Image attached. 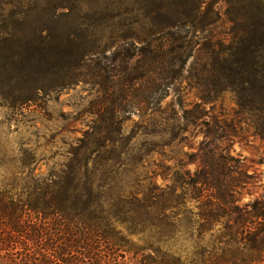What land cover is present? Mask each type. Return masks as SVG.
I'll list each match as a JSON object with an SVG mask.
<instances>
[{"label": "rangeland", "instance_id": "rangeland-1", "mask_svg": "<svg viewBox=\"0 0 264 264\" xmlns=\"http://www.w3.org/2000/svg\"><path fill=\"white\" fill-rule=\"evenodd\" d=\"M203 2L200 17L210 25L203 32L198 26L181 41L196 44L190 49L192 56L185 60L182 75L159 87L152 82L134 81L139 74L138 48L152 31V24L141 18L146 8H141L138 0H0V48L44 46L56 48L57 52L68 47L66 35L74 33L75 41L90 52L79 67H68L42 81L31 101L17 100L23 91H15L12 98L0 96V202L9 192L26 193L59 174L87 132H94L109 145L107 150L88 152L87 156L92 154L102 163L99 173L107 169L103 166L105 160L115 165L125 192L143 190L148 185L164 188L171 184L173 170H196L198 163L188 162L196 158L205 139L207 128L202 122H213L215 134L211 142L216 152L235 160L233 164L244 182L236 195L235 205L240 210L235 216L251 211L246 204L258 200L264 205V139L253 136L246 123L235 122L234 95L223 92L205 105L209 118L199 123L183 119L185 110L202 104L198 90L186 80L200 45L217 40L227 44L231 38L233 25L228 20L227 1ZM60 3L65 8L57 10ZM9 54L8 49L0 51V57ZM73 60L69 57L68 62L73 65ZM7 73L18 75L11 70ZM126 80L130 85L125 88ZM225 130L227 137L221 138ZM107 173L108 170L104 172ZM174 206L168 211L169 225L164 226L168 232L158 246L179 257L183 264H211L231 256L240 259L257 254L237 244L240 239L235 232L241 226L264 229V224L252 225L248 216L237 224L220 219L209 226L199 221L202 210L197 202ZM2 209L5 210L3 203ZM24 213L19 221L22 228L18 229L22 232L10 236L0 217V264H64L55 262L52 254L66 253L68 258L69 252L76 256L90 251L91 243H82V239L91 236L81 226L60 224L56 216ZM115 226L124 239L146 246V234L130 235L125 225ZM73 233L75 237L71 238ZM258 243L264 247V240ZM104 245L99 248L106 254ZM95 252L90 251L87 256L94 259H85L86 264H137L133 254L123 251L107 254L103 261L96 262ZM257 256L254 264H264V254ZM67 264H75V260Z\"/></svg>", "mask_w": 264, "mask_h": 264}, {"label": "trees", "instance_id": "trees-1", "mask_svg": "<svg viewBox=\"0 0 264 264\" xmlns=\"http://www.w3.org/2000/svg\"><path fill=\"white\" fill-rule=\"evenodd\" d=\"M226 1L229 6L228 20L233 25L230 41L227 44L221 40L209 41L200 45L198 58L187 71L186 80L189 86L193 85L198 90L202 104L196 103L192 109L185 110L183 119L196 124L209 118L205 105L221 93L231 92L237 106L235 122L246 123L253 136L264 139V0ZM63 5L57 4V10L65 8ZM138 5L146 8L141 18L152 24V31L150 38L141 40L142 46L138 48L139 74L134 81L152 82L160 87L167 80L182 75L185 60L192 56L190 49L196 44H181V41L187 39L191 30L199 26L203 32L210 24H206V18L200 17L203 0H138ZM18 18L22 19V15L19 14ZM181 33L185 36H180ZM75 36L68 33V47L60 48L57 52L56 48L44 46L14 50L8 45L2 46V53L8 49L11 54L6 58L0 57V96L12 98L15 91H23L17 100L23 103L31 101L42 81L63 73L68 67H79L89 51L75 41ZM157 42L159 44H155ZM69 57L75 59L73 65L68 62ZM9 70L18 72V75H8ZM125 82L127 84L123 87L126 88L130 81ZM26 89L29 91L26 92ZM202 123L207 128L205 139L196 158L188 162L198 163L193 173L173 170L171 184L164 188L148 185L143 190L129 192L120 186L122 181L115 165H108L109 162L105 160L103 166L107 169L104 172L108 170V173H99L98 167L102 163L92 158V154L87 156L88 152L99 153L109 147L94 132H87L79 140L73 158L59 174L44 179L26 193L9 192L3 196L0 217L6 235L22 232L18 230L22 228L19 221L25 211L36 212L45 218L56 216L60 224L81 226L86 230V235L95 237L92 240L86 236L82 243H91L90 251L96 250L93 254L96 262L103 261L107 254L112 256L123 251L133 254L137 264H183L179 257L170 255L158 246L160 239H164L168 232L164 226L169 225L168 211L174 205L197 202L202 210L198 215L199 221L209 226L220 219L233 220L237 224L248 216L253 220L252 225H263L264 205L258 200L246 204L251 208L250 212L235 216L236 211L240 210L235 205L236 195L244 182L233 164L235 160L216 152L217 148L211 142L215 123ZM226 137L225 130L221 138ZM117 223L125 225L130 235L146 234V246L140 247L121 237V232L116 231ZM71 235V238L75 237L74 233ZM155 235L159 237L156 239ZM235 236L240 239L237 244L244 245L246 250L257 251V254L240 259L231 256L211 264H254L257 255L264 254V247L261 248L258 243L264 240V229L241 226ZM103 245L108 250L106 254L99 248ZM90 251L76 256L72 254L75 252H69L68 258H65L66 253H55L52 259L57 263L67 264L74 259L75 264H86L85 259H94L87 256Z\"/></svg>", "mask_w": 264, "mask_h": 264}]
</instances>
